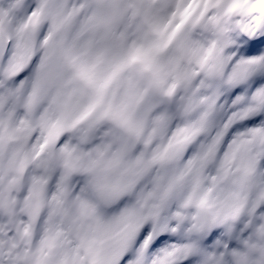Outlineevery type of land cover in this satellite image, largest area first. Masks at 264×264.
Wrapping results in <instances>:
<instances>
[{"label":"clouds","instance_id":"9594fccd","mask_svg":"<svg viewBox=\"0 0 264 264\" xmlns=\"http://www.w3.org/2000/svg\"><path fill=\"white\" fill-rule=\"evenodd\" d=\"M0 264H264V0H0Z\"/></svg>","mask_w":264,"mask_h":264}]
</instances>
